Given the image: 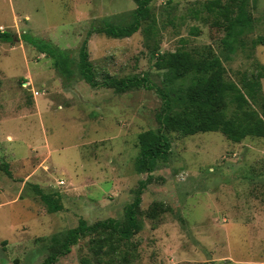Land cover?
I'll return each instance as SVG.
<instances>
[{"label": "rangeland", "instance_id": "374dc122", "mask_svg": "<svg viewBox=\"0 0 264 264\" xmlns=\"http://www.w3.org/2000/svg\"><path fill=\"white\" fill-rule=\"evenodd\" d=\"M209 1L152 0V20L115 39L88 33L106 18L129 24L135 0H0V31L18 37L14 45L0 42V264H42L80 219L90 226L123 222L149 176L135 167L138 136L159 129L161 99L144 88L116 93L88 85L78 69L87 38L98 82L107 75L147 76L161 86L158 54L186 50L219 58L226 80L241 89L260 78L259 98L249 109L263 114L264 0H250L253 32L230 57L222 39L241 0H221L225 13L215 18L203 6ZM22 34L67 50L74 79L64 80ZM234 109L229 105L226 113ZM167 136L169 159L142 194L141 230L131 243L97 254L90 235L57 264H264V138ZM38 190L62 209L49 212Z\"/></svg>", "mask_w": 264, "mask_h": 264}, {"label": "trees", "instance_id": "16d2710c", "mask_svg": "<svg viewBox=\"0 0 264 264\" xmlns=\"http://www.w3.org/2000/svg\"><path fill=\"white\" fill-rule=\"evenodd\" d=\"M136 10L133 20L119 26L111 23L110 18L103 20L100 28L89 31V37L94 33H104L110 38L131 37L137 33L143 23L152 20V0H135ZM206 10L215 13V17L224 16L221 0L209 1L203 4ZM204 9V8H203ZM196 17L199 15L195 11ZM255 19L250 10V0H241L235 9L222 43L228 57L238 53L243 46L245 36L253 32ZM152 27L146 31L151 34ZM194 28L192 35H197ZM24 42L35 47L40 54L46 55L53 61L54 68L70 82L75 75L74 60L67 50H63L50 41L38 39L28 34H22ZM18 40L17 34L10 31H0V42L14 45ZM87 38L79 51V74L92 88H109L116 93H126L135 88L154 90L161 99V110L157 114L158 130H149L139 134V155L135 167L138 173L149 174L147 180L139 184L135 200L126 208L125 220L107 219L88 225L80 219L76 228L68 231L57 251L50 254L42 264H57L61 257L68 255L73 246L82 238L95 235L97 254L104 252L114 254L120 245L131 243V239L140 230L138 220L142 194L153 179L152 173L160 162H166L171 152V142L167 132L179 133L183 136H193L199 133L220 132L229 140L240 143L248 137L264 138V112L259 114L249 109V102H257L261 91L260 78L244 82V89L225 78L222 62L217 57L196 58L191 52L177 50L158 54L157 65L164 70L162 85L158 86L147 76L113 78L105 76L98 82L89 61ZM262 45L264 42L262 41ZM229 105L235 106L231 115L226 113ZM42 200L49 207V212L55 213L62 209L49 194L38 190ZM122 264V263H120Z\"/></svg>", "mask_w": 264, "mask_h": 264}]
</instances>
